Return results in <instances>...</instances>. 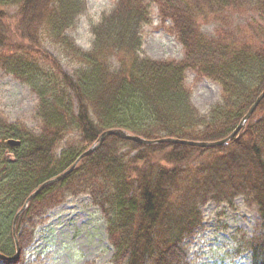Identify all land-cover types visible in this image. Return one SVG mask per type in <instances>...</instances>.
Masks as SVG:
<instances>
[{
    "label": "trees",
    "instance_id": "1",
    "mask_svg": "<svg viewBox=\"0 0 264 264\" xmlns=\"http://www.w3.org/2000/svg\"><path fill=\"white\" fill-rule=\"evenodd\" d=\"M184 50L182 60L142 51L150 0H116L89 20L90 47L74 31L87 0H0V74L35 94L38 131L0 116V254H16L14 219L28 197L67 169L99 136L121 129L149 140L227 138L264 90V0H154ZM252 16L238 24L233 15ZM217 21L213 35L203 23ZM56 45L78 66L67 74L45 48ZM211 78L221 94L205 113L192 101L186 72ZM20 140L10 146L8 139ZM87 195L100 211L112 264H193L186 240L203 226V208L256 206L254 234L236 233L228 255L264 264V98L237 134L219 146L142 144L109 135L19 215L21 254L49 209ZM236 208V207H235Z\"/></svg>",
    "mask_w": 264,
    "mask_h": 264
},
{
    "label": "rangeland",
    "instance_id": "2",
    "mask_svg": "<svg viewBox=\"0 0 264 264\" xmlns=\"http://www.w3.org/2000/svg\"><path fill=\"white\" fill-rule=\"evenodd\" d=\"M116 0H87L88 11L82 16L77 29L73 32L78 46L90 47L92 35L89 20H97ZM252 16V11L243 10L232 17L238 24ZM217 21L203 23L202 31L213 35ZM145 55L153 59L173 58L182 60L184 50L170 30V23L163 22L159 15L158 4L149 2V20L142 28ZM45 48L57 59L59 65L72 75L78 66L71 56L63 55L59 46L46 42ZM186 85L192 91V101L201 112L208 111L210 105L218 101L221 86L211 78H198L196 73L186 72ZM35 94L11 76L0 74V116L8 121H20L28 129L38 131L34 119ZM258 107V106H257ZM253 115V114H252ZM235 207L217 206L213 203L203 208V226L196 234L186 240L190 248L193 264H252L250 255H228L229 244L234 235L243 232L254 234L260 221L256 206H245L242 199L236 200ZM112 248L107 240L105 220L91 204L87 195L69 196L65 202L49 209L43 221L38 223L35 238L24 252L28 264H112Z\"/></svg>",
    "mask_w": 264,
    "mask_h": 264
},
{
    "label": "water",
    "instance_id": "3",
    "mask_svg": "<svg viewBox=\"0 0 264 264\" xmlns=\"http://www.w3.org/2000/svg\"><path fill=\"white\" fill-rule=\"evenodd\" d=\"M264 98V90L262 91V93L256 98L255 102L252 104V106L250 107L249 111L243 116V118L241 119L239 125L237 126V128L225 139L222 140H218V141H214V142H200V141H189V140H182V139H174V138H163V139H156V140H149V139H145L143 137L137 136V135H133V134H129L124 130L121 129H109L105 132H103L99 138L97 139V141L95 143H93L91 145V147H89L86 151H84L78 158L77 160L72 164V166L67 169L66 171H64L63 173H61L60 175L49 179L48 181L44 182L43 184H41L26 200L25 204L23 205V207L20 209V211L17 213L15 219H14V225H13V234L15 237V243H16V254L12 257H7L3 254H0L1 258L4 259H16L20 256L21 254V248L19 246V242L16 236V222L17 219L19 217V215L21 214V212H23V210L26 208L29 200L34 197L42 188H44L47 184L57 181L59 179H61L62 177H64L65 175H67L68 173H70L75 166L77 165V163L85 156L94 153L99 147L100 145L103 143V141L106 139L107 136L109 135H115L118 136L120 138L123 139H127V140H132V141H136L138 143H142V144H155V143H162V142H175V143H181V144H188V145H192V146H200V147H212V146H219V145H223L225 143H227L232 137H234L237 132L244 127L245 123L250 119V117L252 116V114L254 113L255 109L257 108V106L260 104V102L262 101V99ZM7 143L10 146H16L19 145L21 143L20 140H16V139H8Z\"/></svg>",
    "mask_w": 264,
    "mask_h": 264
}]
</instances>
